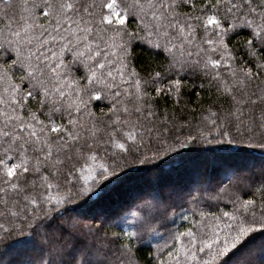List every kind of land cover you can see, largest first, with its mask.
Returning <instances> with one entry per match:
<instances>
[{
    "label": "snow or ice",
    "instance_id": "snow-or-ice-1",
    "mask_svg": "<svg viewBox=\"0 0 264 264\" xmlns=\"http://www.w3.org/2000/svg\"><path fill=\"white\" fill-rule=\"evenodd\" d=\"M5 20L0 228L27 218L39 235L43 225L47 253L37 264H140L137 254L151 244L139 233L114 221L106 225L104 218L96 226L81 227L74 218L56 222L74 211L68 205L91 190L90 181L112 176L119 161L149 160L146 146L167 152L169 140L181 147L257 142L264 150V0H91L86 6L81 0H0ZM141 46L150 56L163 55L166 65L146 76L130 69ZM188 84L202 92L215 88L223 99L219 110L211 111L214 102L195 124L186 109L161 119L158 101L170 98L178 106ZM30 100H38L47 122L28 109ZM185 129L189 134L180 139ZM227 172V185L193 198L191 226L165 245L172 264H250L257 241L264 255V171L247 179L240 167ZM92 202L88 197L81 207ZM221 204L231 211L200 209ZM109 227L119 230L109 234Z\"/></svg>",
    "mask_w": 264,
    "mask_h": 264
},
{
    "label": "trees",
    "instance_id": "trees-1",
    "mask_svg": "<svg viewBox=\"0 0 264 264\" xmlns=\"http://www.w3.org/2000/svg\"><path fill=\"white\" fill-rule=\"evenodd\" d=\"M81 2L86 6L91 0H81ZM6 23V20L0 22V29L4 28ZM135 23L131 21L130 26L135 27ZM236 39L238 38L233 37L232 42L235 43ZM177 55L179 56V53ZM133 57L129 67L135 68L141 76H146L149 72L154 73L158 66L166 65L163 55L150 56L142 46L135 48ZM196 83L200 81L196 80ZM5 87L6 85L0 82V95L4 94ZM132 90L134 91V88ZM152 94L155 95L154 90ZM214 102L216 106L212 107L211 111H218L223 99L218 97L215 88L202 92L199 88L193 89L191 84H188L183 89V96L178 106L172 99L163 98L158 101V112L163 119L164 113L172 115L173 112L180 113L186 109L185 118L193 119L195 124L202 113L208 114L206 110ZM28 109L36 112L41 120L47 122L43 112L39 110L38 100H30ZM93 110L99 115V107ZM259 111L257 107L255 112L257 117ZM189 113L192 115L190 116ZM22 114L27 115V109ZM188 134V130L185 129L180 134V139H185ZM192 134H196L195 129ZM256 143L253 142L252 147H244L242 144L233 146L227 143L198 141L181 147L178 143L169 140L163 146L167 148L168 144H172L167 152L155 144L146 146L142 149V154L150 157L149 160L140 163L137 158L128 157L124 161H119V167L115 168L112 176L106 179L98 176L95 181H90L91 190L68 205L74 211L66 213L62 219L58 218L56 223L64 224L74 218L83 227L99 225L102 218L105 219L106 225L114 221L125 231L139 233L145 243L151 244L150 248H142L137 254L140 264H162V262L172 264L165 245H171L180 232L188 230L191 226V210L195 207L192 203L193 198L206 199L215 185H227L229 167L242 168L245 179L251 176L258 178L264 171V150L256 147ZM104 162L114 166V161L111 159H105ZM130 183H134L131 192L119 198L116 192ZM75 191L73 189V192ZM53 195H56L55 189ZM88 197L94 202L82 208L81 205ZM200 209L217 215L224 210L231 211L230 206L225 207L223 204L211 209L201 205ZM92 212L103 215H94ZM182 214L188 215L189 220L185 221ZM196 219H200L199 215ZM207 222L212 223L210 217ZM118 230L108 228L109 234ZM46 234L43 225L39 229V235L34 234L32 224L27 218L13 221L10 225L0 228V264H37L39 257L47 253V247L43 242ZM179 239L183 240L182 237ZM259 244L260 242L257 241L256 245L251 246L248 253L250 264H264V255L261 254ZM176 247H179V243Z\"/></svg>",
    "mask_w": 264,
    "mask_h": 264
},
{
    "label": "rangeland",
    "instance_id": "rangeland-1",
    "mask_svg": "<svg viewBox=\"0 0 264 264\" xmlns=\"http://www.w3.org/2000/svg\"><path fill=\"white\" fill-rule=\"evenodd\" d=\"M182 170H184V169H182ZM187 174L189 176V173H187ZM184 176L186 177L187 175L185 174ZM133 185H134V183H130L127 186H124L123 188H121L119 191L116 192L117 196H120L119 198H121L122 196L126 195L127 192L130 193L131 192L130 189L132 188Z\"/></svg>",
    "mask_w": 264,
    "mask_h": 264
}]
</instances>
